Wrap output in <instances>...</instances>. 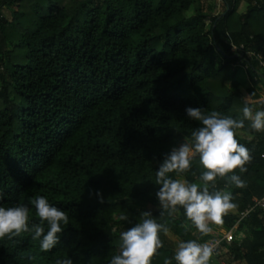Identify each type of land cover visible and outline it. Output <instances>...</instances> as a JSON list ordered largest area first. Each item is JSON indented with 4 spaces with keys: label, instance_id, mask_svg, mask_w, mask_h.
Instances as JSON below:
<instances>
[{
    "label": "trees",
    "instance_id": "16d2710c",
    "mask_svg": "<svg viewBox=\"0 0 264 264\" xmlns=\"http://www.w3.org/2000/svg\"><path fill=\"white\" fill-rule=\"evenodd\" d=\"M205 1L0 0V206L28 204L38 223L30 201L43 196L69 217L49 252L31 232L0 239V264H110L144 212L168 228L151 264L173 257L175 240L212 236L162 208L155 172L199 127L186 108L234 119L245 104L264 109V67L248 54L264 58V0H223L218 15ZM235 138L252 159L237 170L246 187L217 178L237 205L227 230L264 197V132L245 121ZM202 171L194 158L182 178L200 182ZM239 231L219 264H264V212Z\"/></svg>",
    "mask_w": 264,
    "mask_h": 264
},
{
    "label": "clouds",
    "instance_id": "9594fccd",
    "mask_svg": "<svg viewBox=\"0 0 264 264\" xmlns=\"http://www.w3.org/2000/svg\"><path fill=\"white\" fill-rule=\"evenodd\" d=\"M185 112L189 119L199 122V127L192 131L190 140L165 156L155 172V183L160 186L156 197L169 215L183 209L184 216L195 228L207 235L212 231L211 224L223 223L222 217L237 206L232 202L230 191L217 190V178H225L236 188L246 187L237 170L245 173L252 156L250 150L235 138L236 131L243 129L245 121H249L252 130L264 132V109L255 110L245 104L239 119L215 111L206 114L201 108L188 107ZM194 158H198L204 169L200 182L182 178V174L190 170ZM172 173L178 178H171ZM2 197L3 193H0V199ZM30 203L39 218L38 223L31 222L28 204L0 206V239L31 232L33 239L39 241L40 250L49 252L60 243L69 217L65 211L50 204L46 197L38 196ZM120 220L126 221L128 217L122 215ZM167 232L165 224L158 223L148 212L142 213V219L134 227L120 233L119 254L112 257L110 264H151V258L163 247L160 233ZM214 253V247L208 243L181 241L174 256L166 259L165 264H173V261L176 264H210ZM56 264H73V261L68 257Z\"/></svg>",
    "mask_w": 264,
    "mask_h": 264
},
{
    "label": "built area",
    "instance_id": "2783aa9c",
    "mask_svg": "<svg viewBox=\"0 0 264 264\" xmlns=\"http://www.w3.org/2000/svg\"><path fill=\"white\" fill-rule=\"evenodd\" d=\"M236 51H244V46L236 47L234 46ZM250 56L255 57L262 67H264V58L262 55H256L255 53H248ZM262 159H264V154L262 155ZM226 191V190H225ZM257 210H262L264 212V197L260 200H256L253 205L248 206V208L240 215L239 221L237 225H240L242 222L247 220L253 213ZM236 228L228 230L224 233L212 234V236L206 241H201L200 243H208L210 246L214 247L215 253L211 259V261L218 255L219 252L225 247V244H230L235 241L236 238ZM210 261V263H211Z\"/></svg>",
    "mask_w": 264,
    "mask_h": 264
},
{
    "label": "rangeland",
    "instance_id": "374dc122",
    "mask_svg": "<svg viewBox=\"0 0 264 264\" xmlns=\"http://www.w3.org/2000/svg\"><path fill=\"white\" fill-rule=\"evenodd\" d=\"M205 3V6H210L211 7V10L210 12L213 14V15H218L219 13H222L223 11V0H207L204 2ZM201 4H199V7H200ZM245 10V6H242L241 7V10L240 11H244ZM209 24V23H208ZM246 68H242V67H239V71H238V74L236 76V80H240L241 82V90H245L248 86H249V79H248V75L246 73ZM222 233L226 232V231H221ZM243 235H241V233H238L237 237H236V240L239 241L240 240H243ZM176 243H177V246H178V243L180 241L178 240H175ZM226 259V254H224V256L220 259H215V264H218V263H224V260ZM214 260V259H213ZM213 260L211 261L210 264L213 263Z\"/></svg>",
    "mask_w": 264,
    "mask_h": 264
},
{
    "label": "crops",
    "instance_id": "0c3cea01",
    "mask_svg": "<svg viewBox=\"0 0 264 264\" xmlns=\"http://www.w3.org/2000/svg\"><path fill=\"white\" fill-rule=\"evenodd\" d=\"M239 227H240V225H236L234 228H236L235 230H236V232H235V234H236V237H237V235H238V233H241V235H243L244 237H243V239L246 237V235L244 234V232H240L239 231ZM212 231L209 233L210 235H212V234H218V233H222L221 231H228L223 225H221V224H219V225H216V224H214L212 227ZM235 240H236V238H235ZM239 241H242V240H240L239 239ZM227 253V250H226V247H224L223 249H222V251H221V255H224V254H226ZM216 258V257H215ZM212 264H215V259L213 260V263ZM219 264V263H218Z\"/></svg>",
    "mask_w": 264,
    "mask_h": 264
}]
</instances>
